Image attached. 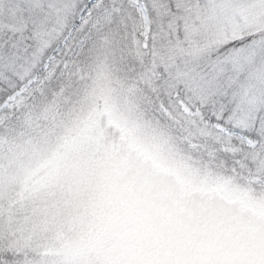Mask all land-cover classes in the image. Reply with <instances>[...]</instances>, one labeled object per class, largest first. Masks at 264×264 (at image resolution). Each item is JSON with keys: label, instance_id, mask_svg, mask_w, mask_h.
<instances>
[{"label": "snow or ice", "instance_id": "1", "mask_svg": "<svg viewBox=\"0 0 264 264\" xmlns=\"http://www.w3.org/2000/svg\"><path fill=\"white\" fill-rule=\"evenodd\" d=\"M0 264H264V0H0Z\"/></svg>", "mask_w": 264, "mask_h": 264}, {"label": "clouds", "instance_id": "2", "mask_svg": "<svg viewBox=\"0 0 264 264\" xmlns=\"http://www.w3.org/2000/svg\"><path fill=\"white\" fill-rule=\"evenodd\" d=\"M180 237L162 235L159 231L148 229L133 230L122 243L129 249L136 252H159L181 243ZM193 243H197L194 239Z\"/></svg>", "mask_w": 264, "mask_h": 264}]
</instances>
